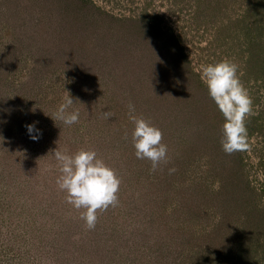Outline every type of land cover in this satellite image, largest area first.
<instances>
[{
	"label": "rangeland",
	"instance_id": "obj_1",
	"mask_svg": "<svg viewBox=\"0 0 264 264\" xmlns=\"http://www.w3.org/2000/svg\"><path fill=\"white\" fill-rule=\"evenodd\" d=\"M225 58L257 113L231 156L201 80ZM69 94L71 127L52 119ZM129 102L163 132L162 171L135 156ZM56 148L122 179L95 230L57 188ZM0 264H264V0H0Z\"/></svg>",
	"mask_w": 264,
	"mask_h": 264
},
{
	"label": "clouds",
	"instance_id": "obj_2",
	"mask_svg": "<svg viewBox=\"0 0 264 264\" xmlns=\"http://www.w3.org/2000/svg\"><path fill=\"white\" fill-rule=\"evenodd\" d=\"M238 73L239 65L228 58L201 69V80L224 119L220 143L222 150L229 156L251 150L247 121L257 114L253 98ZM74 104L69 94L58 106L52 119L68 127L79 123L80 112L73 109ZM127 109L135 125L132 142L136 158L150 161L152 173L162 171L161 166L171 162L168 145L163 142V132L151 120L137 117L133 103L129 102ZM111 117H114L111 111L102 113V118L106 120ZM36 123L26 125L34 141H38L42 135ZM51 154L59 172L55 181L58 190L66 193V203L79 212L87 230H95L99 214L119 206L121 177L94 149H80L73 154L67 148H56ZM176 171L175 167L168 169L170 175Z\"/></svg>",
	"mask_w": 264,
	"mask_h": 264
}]
</instances>
